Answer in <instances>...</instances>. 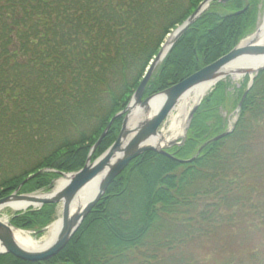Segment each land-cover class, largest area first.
<instances>
[{
  "label": "trees",
  "instance_id": "1",
  "mask_svg": "<svg viewBox=\"0 0 264 264\" xmlns=\"http://www.w3.org/2000/svg\"><path fill=\"white\" fill-rule=\"evenodd\" d=\"M203 1L0 0V200L20 186L24 195L50 190L63 173L83 169L168 36ZM261 4L213 2L174 44L144 99L253 35ZM249 82L247 75L236 89L228 77L214 86L186 142L167 152L190 160L225 133L223 113L237 112ZM124 118L115 120L92 162L115 143ZM57 208L30 207L13 214L10 225L37 234L53 223ZM0 264H264V69L232 132L193 162L145 152L55 258L30 263L3 254Z\"/></svg>",
  "mask_w": 264,
  "mask_h": 264
},
{
  "label": "water",
  "instance_id": "2",
  "mask_svg": "<svg viewBox=\"0 0 264 264\" xmlns=\"http://www.w3.org/2000/svg\"><path fill=\"white\" fill-rule=\"evenodd\" d=\"M215 1L225 3L229 0L203 1L199 5L197 10L187 19V21L172 33L174 39L170 43L168 51L165 54H163V47H162L159 54L151 62L143 80L141 81L139 87L135 91L130 104L125 110L115 115L113 119L110 121L109 125L104 130L101 137L99 138L98 142L93 146L89 158L87 160V163L83 169H81L76 173H67V174L63 173L62 178H60L59 181L65 179L67 181L66 184L60 188H57L51 194L43 195V197H34V194L36 193L29 195L19 194V191L21 189L20 186V188L11 196L0 200V208L14 201L33 202L35 203L34 205L31 206L33 208L35 206L42 207L46 204L62 205V216H61L62 224L59 234L57 238L54 240V242L42 252H28L20 248L14 240L11 231L12 226L10 225V223H5L0 219V255L11 254L17 259L30 263H46L52 260L67 246V244L70 242L73 236L77 233L85 217L93 210V208L105 195L111 183L130 165L132 161H134L135 159H137L147 151H154L166 155L178 163L181 164L190 163L193 162L199 156L203 148H205L207 145L211 144L212 142L219 141L222 138H225L227 135H229L232 132L234 127L227 130L222 135L208 141L199 150L196 156L190 160L178 159L167 152V150H169L172 147L182 146L186 142L187 133L180 142L177 141L173 142L168 147L161 148L153 144V141H155L161 135L162 132L161 127L166 123L168 117L177 107L178 103L183 98V96H185L189 91L202 84H213L214 87L220 81L228 77H231L230 75L224 74V69L227 66H229L231 63L237 61L242 57L245 56L264 57V45H259L258 39L256 37L259 28L256 30V32L253 35L249 37L252 39L248 44H244V42L247 39L243 40L230 53L221 57L216 62L206 66L205 68L193 74L192 76L188 77L181 83L174 85L169 89L160 92L156 95L148 97L147 99H144V94L146 92V89L150 81L152 80L155 72L158 70V68L161 66V64L163 63V61L171 51L174 44L183 36V34L191 27V25L209 9L211 4ZM263 3L264 0H262V4ZM244 11L245 9L237 13V15L243 13ZM262 14H264V9ZM263 69L264 66L253 75L251 70H245V71L241 69L237 70V74H240L243 77L247 75L250 76V82L248 84V88L245 91L239 103L237 112H239L240 109L242 108L244 100L249 90L253 86V81L255 77ZM158 97L165 98L163 105L160 107L159 111L154 116L147 117L146 115L150 111L149 104L155 98ZM203 99L204 97L192 108L189 116L188 129L193 120L195 112L202 103ZM134 109H136L138 116L140 117L139 118L140 120H138L136 124L135 122L130 123L129 120ZM124 115L125 118L122 124V128L115 143L110 148H108L97 160L92 162L93 154L95 153V151L97 150L103 139L108 134L115 120ZM99 176H102V179L99 185L98 193L80 212L76 214H72L71 209L73 203L76 197L78 196V194L80 193V191L86 185H88L90 182H92ZM54 184L51 185V188L54 186ZM26 210H22V211L25 212ZM46 229L37 234L43 233L44 231H46Z\"/></svg>",
  "mask_w": 264,
  "mask_h": 264
},
{
  "label": "bare ground",
  "instance_id": "3",
  "mask_svg": "<svg viewBox=\"0 0 264 264\" xmlns=\"http://www.w3.org/2000/svg\"><path fill=\"white\" fill-rule=\"evenodd\" d=\"M262 9H264V3L262 4ZM261 16L259 30L256 35L259 45H264V18ZM174 39L173 34L169 35L167 43L163 46V54H165L170 46V43ZM252 38L247 39L244 44H248ZM264 66V57H251L245 56L237 61L231 63L224 69V74L230 75L231 77L240 79L243 77L240 74H237V70H251L252 75L258 72ZM213 84H202L193 88L189 91L178 103L175 112L172 114L170 119V124L168 128L161 132V135L153 141V144L158 147H168L173 142L178 141L180 138L185 137L189 125V116L192 108L196 105L207 93L211 90ZM165 98L158 97L155 98L150 104L149 109L151 111L150 117L154 116L163 105ZM140 117L136 109L133 110L130 116V123H137ZM102 176H99L88 185H86L76 197L71 213L76 214L80 212L98 193L99 185L101 182ZM66 180H60L57 183L56 189L62 187L66 184ZM34 197H43V195L38 194ZM35 203L28 201H14L8 205L1 207L0 211L4 208H10L14 212L26 210L30 208ZM3 221V220H2ZM8 223V222H5ZM62 220L61 216L45 231L42 238H35L32 234L24 231L17 230L11 227V231L17 245L25 251L28 252H42L48 246H50L54 240L57 238Z\"/></svg>",
  "mask_w": 264,
  "mask_h": 264
},
{
  "label": "rangeland",
  "instance_id": "4",
  "mask_svg": "<svg viewBox=\"0 0 264 264\" xmlns=\"http://www.w3.org/2000/svg\"><path fill=\"white\" fill-rule=\"evenodd\" d=\"M261 8H262V4H261ZM262 13H263V9L261 10L260 20H261ZM259 25H260V21H259ZM259 25H258V28H259ZM168 37H169V36H168ZM247 39H248V38H247ZM167 40H168V38H167ZM167 40H166V41H167ZM244 78H245V77H241L240 79H237V78H234V77H229V79H230V81H231L233 87L236 88V89L239 88L240 85L243 83ZM231 90H232V92H233V89H231ZM209 92H211V90H210ZM209 92H208V93H209ZM208 93H207V94H208ZM194 106H195V105H194ZM175 109H176V108H175ZM175 109H174V111L171 113V115L168 117L166 123L161 127V131H164V130H166V129L168 128V126H169V124H170L171 116H172V114L175 112ZM150 114H151V111H149V112L147 113L146 116H147V117H150ZM223 116L226 118V121H227V130H229V129H231L232 127H234V125L236 124V122H237V120H238V113H237L236 111H234V112H232V113L224 112V113H223ZM182 139H183V138H180L177 142H180ZM172 148H173V147H172ZM170 149H171V148H170ZM58 181H59V180H58ZM58 181L55 182L54 186H53L50 190H47V191H39V192H37V193L34 194V195H38V194L46 195V194H51V193H53V192L56 190V186H57ZM34 208L37 209V208H40V207H39V206H35ZM18 212H20V211H18ZM15 213H17V212H14V211L11 210L10 208H4V209H2V210L0 211V219L3 220V222H8V223H10L11 217H12V215L15 214ZM60 216H62V205H61V204L58 205L57 213H56V216H55V219H54L53 223H54V222H55ZM53 223H52V224H53ZM52 224H51V225H52ZM51 225H50V226H51ZM50 226H48L47 229H48ZM47 229H46V230H47ZM20 231H23V230H20ZM24 232H28V233L32 234L35 238H42V236H43V235H42L41 237H38V234H36L35 232H29V231H24ZM44 233H45V231L43 232V234H44Z\"/></svg>",
  "mask_w": 264,
  "mask_h": 264
}]
</instances>
